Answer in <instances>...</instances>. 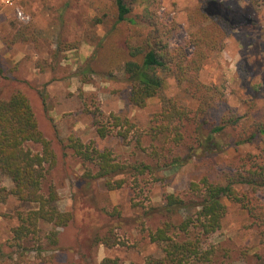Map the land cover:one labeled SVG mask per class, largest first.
I'll list each match as a JSON object with an SVG mask.
<instances>
[{
  "label": "trees",
  "instance_id": "obj_1",
  "mask_svg": "<svg viewBox=\"0 0 264 264\" xmlns=\"http://www.w3.org/2000/svg\"><path fill=\"white\" fill-rule=\"evenodd\" d=\"M255 1L264 4V0ZM112 5L115 13L105 35L101 38L91 33L85 35L86 40L95 42L96 49L77 74L80 83L89 82L93 76L114 79L116 73H120L130 85L128 102L142 109L148 100L160 95L163 76H171L178 86H183L184 93L197 103V107L192 109L174 98H162L161 110L154 115L155 124L144 135L156 165L127 164L117 160L109 149H98L94 143L84 144L73 134L65 142L60 141L61 149L70 152L84 167V173L75 176L76 185L83 206L92 210L98 221L94 226L89 222L77 227L73 211L59 210L56 191L53 188L46 194L42 191L43 181L48 169L55 166L56 157L28 98L21 91L12 92L8 98L0 96V176L11 184L10 189L0 187V203L12 196L31 206L15 213L17 224L11 231V247L34 251L37 257L50 248L55 254L48 264H93L97 246L111 249L123 244L115 230L124 228L125 224L144 228L157 217L161 222L147 232V237L150 243L156 244L161 255L148 256L143 264H216L219 258H228L229 251L206 243L222 229L227 214L225 200L248 212L264 245V202L254 198L264 190V170L253 162L236 167L233 173L226 175L224 183L213 182L208 177L191 182L185 197L168 194L163 204L144 208L142 214L131 219L123 218L117 206L110 211L99 207L90 195L94 185L99 183L111 192L121 189L127 178L155 171L167 151L173 158L166 167L172 168L183 166L192 158L230 148L264 144V122L255 120L248 130H243L245 116L227 104L225 94L217 86L200 80L204 61L212 52L221 50L223 42L233 32L236 19L227 14V8L219 11L215 3L210 2L205 8L192 12L188 17L190 26H195L198 21L207 22V25L193 31L185 46L172 47L170 39L176 25L163 22L154 4L142 15H132L135 0H112ZM59 21L62 26L61 15ZM94 23L100 24L102 20L95 18ZM23 32V29H17L12 43L30 41ZM78 45V42L68 43L59 36L52 57L76 49ZM188 48L191 51L188 52ZM53 66L50 64L49 68ZM240 71L244 73L243 68ZM90 115L101 139L115 133L126 141L131 133L138 134L136 126L127 118L114 114L105 117L99 112ZM141 136L136 137V146L142 152L145 149ZM219 136L224 142L217 140ZM186 141L190 143L184 144ZM29 144L39 150H31ZM174 148L186 152L185 156L174 154ZM48 225L62 229L63 233L76 228L73 244H64L63 233L58 231L42 236V228ZM0 258H3L1 251ZM100 264L120 263L118 259L105 258Z\"/></svg>",
  "mask_w": 264,
  "mask_h": 264
},
{
  "label": "rangeland",
  "instance_id": "obj_2",
  "mask_svg": "<svg viewBox=\"0 0 264 264\" xmlns=\"http://www.w3.org/2000/svg\"><path fill=\"white\" fill-rule=\"evenodd\" d=\"M4 1L0 0V96L8 98L14 91L25 94L42 132L51 143L56 162L48 169L43 193L53 188L59 198V210L73 211L77 227L89 222L91 226L97 225L95 213L83 206L75 181V176L84 173V167L70 152L62 150L59 142H65L73 134L84 144L94 143L98 149H109L117 160L127 164L156 165L144 135L155 124L154 115L161 110L162 98H174L192 109L197 107V103L184 93L182 85L178 86L171 76L166 75L163 76L160 95L148 100L142 109L128 102L130 85L120 73H116L114 79L93 76L89 82L80 83L77 74L96 49L95 42L87 41L85 35L91 33L99 38L105 35L115 13L112 0H13V6ZM210 2L215 3L219 11L227 8V14L235 17L236 21L232 34L223 42V48L212 52L204 61L200 80L205 84H214L225 94L227 104L245 116L241 128L248 130L255 120L264 122V4L255 0H135L132 15H142L154 4L163 22L176 25L170 39L172 47L185 46L193 31L207 25V22L198 21L195 26H190L189 15L205 8ZM15 7L28 17L26 23L16 19ZM60 15L64 21L62 26ZM95 18L101 19L102 23L95 24ZM19 28L30 37V41L12 43V37ZM59 36L68 43L78 42L79 45L53 58ZM48 64L54 66L49 68ZM240 68L244 69V73ZM91 112H99L105 117L114 114L127 118L136 126L138 134L143 135L140 139L145 151L141 152L136 146L138 134L131 133L126 141L115 133L99 138L92 125ZM100 120L105 122V119ZM217 140L224 142L220 136ZM28 148L39 150V147L30 144ZM176 152L180 157L186 154L174 148V154ZM172 158L167 151L155 171L127 178L121 189L111 192L99 183L94 185L90 195L94 196L99 207L110 211L117 206L123 218L131 219L142 214L144 208L163 204L168 194L185 197L189 184L203 177L224 183L227 174L250 162L264 170V144H246L237 149L192 158L183 166L166 167ZM0 187L10 189V181L0 176ZM254 198L264 202V190ZM225 204L227 214L222 229L206 243L229 251V257L219 258L216 264H264V245L252 226L250 215L230 201L225 200ZM30 208L12 196L5 203H0V251L3 255L0 264H48L54 257L55 253L50 248L37 257L34 251L11 247V231L17 224L15 213ZM159 222L161 219L155 217L144 228L125 224L124 228L115 230L123 244L111 249L97 246L92 257L93 264H100L105 258L118 259L120 264H143L148 256H160L156 244L150 243L147 237V232L154 230ZM51 231L63 233L62 229L48 225L42 228V236ZM75 232L76 228L63 233L61 240L64 244H73ZM57 259L62 260V257Z\"/></svg>",
  "mask_w": 264,
  "mask_h": 264
},
{
  "label": "built area",
  "instance_id": "obj_3",
  "mask_svg": "<svg viewBox=\"0 0 264 264\" xmlns=\"http://www.w3.org/2000/svg\"><path fill=\"white\" fill-rule=\"evenodd\" d=\"M4 2L5 4L10 5V6H13L14 4L13 0H5ZM14 14H15L16 19L19 22L26 23L28 21V17L24 15V13L17 7H15L14 9Z\"/></svg>",
  "mask_w": 264,
  "mask_h": 264
}]
</instances>
